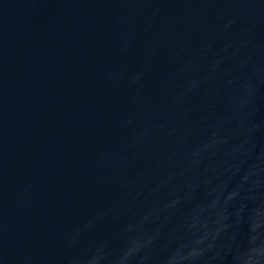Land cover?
Returning <instances> with one entry per match:
<instances>
[{
	"label": "water",
	"instance_id": "obj_1",
	"mask_svg": "<svg viewBox=\"0 0 264 264\" xmlns=\"http://www.w3.org/2000/svg\"><path fill=\"white\" fill-rule=\"evenodd\" d=\"M167 0H0V149L53 110Z\"/></svg>",
	"mask_w": 264,
	"mask_h": 264
}]
</instances>
